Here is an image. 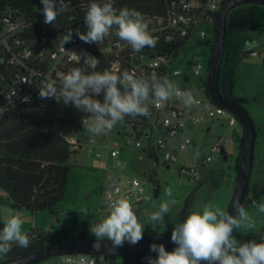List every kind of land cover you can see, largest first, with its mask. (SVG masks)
Wrapping results in <instances>:
<instances>
[{
	"label": "clouds",
	"instance_id": "obj_1",
	"mask_svg": "<svg viewBox=\"0 0 264 264\" xmlns=\"http://www.w3.org/2000/svg\"><path fill=\"white\" fill-rule=\"evenodd\" d=\"M41 3L46 24H53L58 15L70 7V0H41ZM113 5L114 0H93L84 16L87 31L76 29L75 35L85 43L98 44L115 29V36L130 45L134 52L154 47L156 41L143 15L135 9H116ZM72 39L73 30L69 29L60 39L59 46L64 48ZM78 62H82L84 67L58 73V80L42 82L38 96L62 101L84 113L81 117L83 129L91 136L107 135L126 117L150 115V104L159 106L173 97L189 109L198 103L193 89L182 91L167 76L155 73L137 75L127 70L122 73L109 70L89 72L88 67L95 68L99 60L86 52L81 53ZM23 82L29 83L27 80ZM16 94V89H13L6 96L8 104L13 107L12 97ZM101 95L102 101L97 99ZM22 99L25 102L30 100L27 96ZM165 193L171 197L172 189H165ZM175 203L172 199L161 203L157 211L146 212L148 223L142 224L129 199L113 198L108 213L99 222L90 225L89 231L95 237L94 247L99 248L105 240L111 241L114 247L123 246L125 241L137 244L143 239L145 226L151 225L157 231ZM252 206L258 213H264V203L252 201ZM229 207L235 215L227 210ZM228 208L222 209L209 203L203 206L202 211L187 214L172 230L171 241L176 247L168 251L163 244H151L150 251L157 255L149 258L148 264H264V236L260 237V242L255 239L240 242L233 235L237 230L252 232L255 228L253 216L239 198L234 199ZM23 226L24 220L18 215H11L3 221L0 258L5 257L13 245L29 246L31 241Z\"/></svg>",
	"mask_w": 264,
	"mask_h": 264
},
{
	"label": "built area",
	"instance_id": "obj_2",
	"mask_svg": "<svg viewBox=\"0 0 264 264\" xmlns=\"http://www.w3.org/2000/svg\"><path fill=\"white\" fill-rule=\"evenodd\" d=\"M226 0H165L167 12L162 15L145 16L144 19L149 27V32L156 43L150 52H134L130 45L115 36V29L105 38L101 46V54L109 61L110 71L122 73L127 70L137 75L167 76L171 81L184 76L185 82L190 83V77L198 78L200 84L190 89L203 91V97L197 98V105L191 109L184 105H178L177 100H169L167 103L156 106L149 105L150 115L147 120L132 121V134L127 137L125 145L142 151L156 165L170 168L178 165L180 177L197 181L201 170L205 165L212 162L213 156L221 153V145H214L211 154L205 158H199L194 138L191 136V127L201 126L208 121L229 119L232 125L236 124L237 118L227 109L214 103L210 97H206L203 87L207 81L206 67L201 62H190L187 72L173 71L172 67L178 54L192 39L200 42H208L213 34L217 13ZM35 12L31 15L12 8L0 14V63L12 67L22 68L11 86L0 91V121L9 113L20 108L28 107L39 96V85L48 80H58V73H67L76 66L84 67L78 62L82 52L93 56V52L85 43L75 35V30L86 32L83 25L75 26L73 30L72 46L57 48L48 45L43 39L30 37V29L35 24ZM85 29H84V28ZM184 43V46H183ZM175 44L172 48L170 45ZM182 45V46H181ZM256 57L257 53L253 52ZM88 67V70H95ZM209 69V67H208ZM208 74V73H207ZM29 81L24 83L23 81ZM16 89L17 94L12 97L14 107L8 104L7 94ZM189 90V89H183ZM29 97L25 102L22 98ZM103 100V96L97 97ZM72 106V105H71ZM7 107V109L3 108ZM76 109L74 106H72ZM77 110V109H76ZM126 122L131 121L126 117ZM77 136L67 138L71 153L75 156L85 153L92 161L96 170L103 173L104 187L102 190L104 205L109 208L113 198L125 197L130 200L132 206L143 202L146 187L137 178H125L121 169L124 165L121 156L120 144L114 142L102 149L96 146V140L90 136ZM192 153V161L188 155ZM237 240L243 242L241 237L233 234ZM34 238V235L32 236ZM149 258L145 259L148 264ZM64 264H96L95 258L82 255L62 256Z\"/></svg>",
	"mask_w": 264,
	"mask_h": 264
},
{
	"label": "rangeland",
	"instance_id": "obj_3",
	"mask_svg": "<svg viewBox=\"0 0 264 264\" xmlns=\"http://www.w3.org/2000/svg\"><path fill=\"white\" fill-rule=\"evenodd\" d=\"M228 35L226 43L228 47L241 48L245 41L256 42L254 51L257 56L248 54L239 62L230 60V51L224 55L220 89L223 95L240 97L245 100L243 106L250 114L256 127V140L254 145V162L252 165L249 186L261 188L264 183V7L245 5L233 9L227 21ZM211 42L215 39L210 36ZM186 47L178 54L173 71L187 72L190 62H201L206 67V76L212 54V47L208 42L190 40ZM181 90L190 89L200 84V80L190 77V83L185 82V77L172 80ZM197 98L203 97V91H195ZM178 105H184L178 98ZM209 129V131H208ZM191 136L194 138L199 158H205L211 154L214 145L226 144L227 159L218 152L213 156L212 162L201 170L199 180L193 181L180 177L178 165L164 167L158 166L154 161L140 150L128 148L125 141L132 134V128L118 123L107 135L91 136L84 130L82 136H90L96 140L98 149L118 142L122 150L121 159L124 163L121 172L125 178H137L146 187L143 202L133 206L140 222L147 224L145 213L157 211L161 203L174 199L175 205L170 207L165 220L157 228L152 229L146 225L143 236L172 233L175 224L182 222L183 218L193 212L202 211L206 204L218 205L227 209L233 194L237 171L236 164L240 155V141L244 135L243 128L238 121L235 125L229 119L208 121L201 126L191 127ZM192 161V153L188 155ZM68 166L71 169L67 183L65 200L56 210V215L48 211L35 214L25 211H16L11 207L7 195L0 190V223L11 215H18L24 220V231L31 235L36 232L46 233L50 231V237L56 242H80L95 241L90 233V225L108 213L104 205L102 190L105 184L103 173L96 170L92 161L85 153L72 157ZM172 189V196L165 193V189ZM260 203H264L261 197ZM255 220L254 234H260L264 229V213H258L252 204L245 207ZM91 219L90 225H85L87 219ZM36 229V230H35ZM249 233L237 230V237ZM40 264H64L62 257H56ZM102 264H109L102 260Z\"/></svg>",
	"mask_w": 264,
	"mask_h": 264
},
{
	"label": "trees",
	"instance_id": "obj_4",
	"mask_svg": "<svg viewBox=\"0 0 264 264\" xmlns=\"http://www.w3.org/2000/svg\"><path fill=\"white\" fill-rule=\"evenodd\" d=\"M91 2L93 0H70V7L60 13L53 24L44 23L41 0H0V14L9 8L29 15L35 12V24L30 29V37L43 39L48 45L59 48L60 39L69 29L74 30L75 26L83 25L84 16ZM113 6L116 9L125 7L135 9L143 17L162 15L167 12L165 0H114ZM253 6L264 7L262 5ZM215 31L216 25L212 34L214 39ZM104 42H106L105 39L98 44H88L93 56L99 60V67L95 70H88L89 72L110 71L108 59L101 54V46ZM208 43L213 50V42L209 40ZM69 46H72L71 42L64 45V47ZM170 46L174 48L176 45L171 44ZM229 46L226 43L225 52L230 51V60L233 63L239 62L243 58L241 52L244 46L237 48V46H231V43ZM151 49L154 48L145 47L142 52H150ZM253 52L255 51L249 54L252 55ZM20 71H23L22 68L0 63V91L11 86ZM203 90L205 96L209 97L207 82L204 83ZM223 96L238 105L243 106L246 103L240 97ZM83 115L84 113L74 109L71 105L63 104L62 101L38 98L28 107L20 108L2 118L0 121V190L7 195L13 210L31 214L48 211L51 215H56L57 207L65 200L71 172L68 162L75 157L66 140L83 132L81 120ZM130 120L120 124L131 126L132 121H145L147 116L130 117ZM239 141L241 149L244 135ZM239 162L240 155L236 169ZM261 197H264V183L261 188L251 189L249 186L244 207L252 204V201L260 203ZM84 224L90 225L91 219H87ZM2 226L3 224L0 223V228ZM48 233L50 234V231ZM49 234L32 233L29 235L31 242L27 248L13 245L12 250L5 257L0 258V264L61 243L56 242ZM262 236H264V229L260 234L249 233L241 238L243 242L254 239L260 242ZM175 247L176 245L165 246L168 251H172ZM150 255L155 257L157 254L150 249H145L104 258L99 257L95 260L96 264H102V260L109 264H147L145 259Z\"/></svg>",
	"mask_w": 264,
	"mask_h": 264
},
{
	"label": "water",
	"instance_id": "obj_5",
	"mask_svg": "<svg viewBox=\"0 0 264 264\" xmlns=\"http://www.w3.org/2000/svg\"><path fill=\"white\" fill-rule=\"evenodd\" d=\"M245 5L264 6V0H226L217 13L215 41L213 44L206 81L210 99L217 105L230 111L241 124L244 133V141L240 149V162L236 169V184L228 206L236 198H239L240 203L244 206L249 189L252 165L254 162V145L256 140V127L248 111L244 106L225 99L220 89L221 68L225 55L228 31V16L233 9ZM256 46V42L245 44L242 49L241 56L246 57L254 50ZM221 154L223 155L224 159H227L225 142L221 145ZM227 210L233 215L236 214L231 207H229ZM153 243L163 244L164 246L175 245L171 241V233L143 236V239L135 245H131L125 241L123 246L120 247H114L112 242L107 240L102 241L99 248L94 247L95 241H66L53 244L34 254L1 264H40L53 258L67 255H82L92 258H104L128 252L150 249V245Z\"/></svg>",
	"mask_w": 264,
	"mask_h": 264
},
{
	"label": "flooded vegetation",
	"instance_id": "obj_6",
	"mask_svg": "<svg viewBox=\"0 0 264 264\" xmlns=\"http://www.w3.org/2000/svg\"><path fill=\"white\" fill-rule=\"evenodd\" d=\"M247 43H250V41H248V40L245 41L244 44H243V46H245V44H247ZM241 139H242V138H241ZM241 139H239V140H241Z\"/></svg>",
	"mask_w": 264,
	"mask_h": 264
},
{
	"label": "crops",
	"instance_id": "obj_7",
	"mask_svg": "<svg viewBox=\"0 0 264 264\" xmlns=\"http://www.w3.org/2000/svg\"><path fill=\"white\" fill-rule=\"evenodd\" d=\"M208 131H209V129H208Z\"/></svg>",
	"mask_w": 264,
	"mask_h": 264
}]
</instances>
